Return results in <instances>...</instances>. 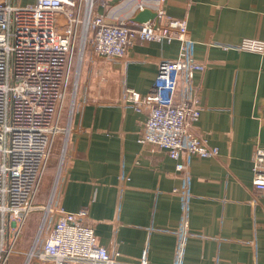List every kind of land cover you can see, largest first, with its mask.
I'll return each instance as SVG.
<instances>
[{
    "label": "crops",
    "instance_id": "1",
    "mask_svg": "<svg viewBox=\"0 0 264 264\" xmlns=\"http://www.w3.org/2000/svg\"><path fill=\"white\" fill-rule=\"evenodd\" d=\"M98 1V10L111 20L141 11L129 0H109L105 7ZM142 3L156 13L148 20L162 8L186 19L197 40L196 57L207 65L192 80L200 86L202 106L195 129L219 148V155L189 158L190 228L205 237L188 240L184 264H264V192L253 185L252 162L256 147L264 148V53L212 43L264 38V0ZM179 50L178 40L137 38L124 57L94 59L75 114L62 205L71 212L88 207L97 241L116 246L119 264H138L144 256L148 264H174V230L183 217L174 189L185 180L165 149L138 142L146 114L128 106L124 97L126 88L145 93L159 62L176 57ZM61 139L57 136L53 152ZM21 257L16 262L23 264Z\"/></svg>",
    "mask_w": 264,
    "mask_h": 264
},
{
    "label": "built area",
    "instance_id": "2",
    "mask_svg": "<svg viewBox=\"0 0 264 264\" xmlns=\"http://www.w3.org/2000/svg\"><path fill=\"white\" fill-rule=\"evenodd\" d=\"M126 0H119L122 4ZM134 2L137 10L144 0ZM164 1V0H163ZM103 0L102 7L109 5ZM98 0H0V264H11L14 254L23 264H119L121 252L97 241L89 210H66L61 201L63 172L69 162L62 154V169L47 202L37 205L55 141L64 133L62 110L76 62L124 57L137 38L146 41L178 40L176 57L162 59L154 82L145 93L125 89V103L146 114L138 136L142 145L165 149L175 159L185 183L175 188L183 217L177 235L174 264H184L191 237H205L190 228L192 193L189 158L212 157L219 148L196 132L202 106L195 72L207 65L196 57L197 40L187 20L170 16L165 8L156 19L134 22L108 20ZM225 50L264 53V38L244 37L237 43L213 41ZM70 142V131L65 132ZM182 156L186 159L181 161ZM253 185L264 192V148L256 147ZM128 181L129 176L123 175ZM45 210L41 227L29 249L19 248L24 225L37 209ZM138 264H148L144 256Z\"/></svg>",
    "mask_w": 264,
    "mask_h": 264
},
{
    "label": "rangeland",
    "instance_id": "3",
    "mask_svg": "<svg viewBox=\"0 0 264 264\" xmlns=\"http://www.w3.org/2000/svg\"><path fill=\"white\" fill-rule=\"evenodd\" d=\"M17 1L18 3L27 4L33 2L34 0H17ZM92 65L93 62L90 61L89 59L83 61L80 67L78 65V62H76L71 72L70 85L64 102V108L62 110V116H61V126L62 129H64L65 131L64 133L58 135V139L59 138L62 139L61 141H59L60 142L59 145H57V147L55 148L52 154L49 166L46 170L44 182L42 185V191L37 199V205H43L47 202L55 181L61 176L62 169L59 166V161L62 154L67 153L69 148V146L64 148L65 140L68 139V135H66L65 132L70 131L72 133L75 114H77L78 108L82 103V101L84 100L83 92L86 88V84L92 78L93 72L92 70H90ZM61 180L63 181V177L61 178ZM44 217H45V210L41 208H37L30 215L26 224L24 225L19 248H22L24 250L29 249L35 235L37 234L38 230L41 227V223ZM14 255H16L15 256L16 258L18 256H22L19 254H14ZM16 258H14L13 264H20V262L19 263L16 262L17 260Z\"/></svg>",
    "mask_w": 264,
    "mask_h": 264
},
{
    "label": "water",
    "instance_id": "4",
    "mask_svg": "<svg viewBox=\"0 0 264 264\" xmlns=\"http://www.w3.org/2000/svg\"><path fill=\"white\" fill-rule=\"evenodd\" d=\"M155 15L156 13L153 10H151L150 8H145L138 12L133 19L136 21H145L150 18H154Z\"/></svg>",
    "mask_w": 264,
    "mask_h": 264
},
{
    "label": "bare ground",
    "instance_id": "5",
    "mask_svg": "<svg viewBox=\"0 0 264 264\" xmlns=\"http://www.w3.org/2000/svg\"><path fill=\"white\" fill-rule=\"evenodd\" d=\"M135 17V15L134 16H132V17H130V18H128L130 21H134V22H139V23H141V22H145V21H136V20H134L133 18ZM107 18H108V15H107ZM108 20H111V19H109L108 18ZM118 20V19H117ZM113 21V20H112ZM115 21V20H114ZM79 67H80V63H79ZM78 67V68H79Z\"/></svg>",
    "mask_w": 264,
    "mask_h": 264
}]
</instances>
